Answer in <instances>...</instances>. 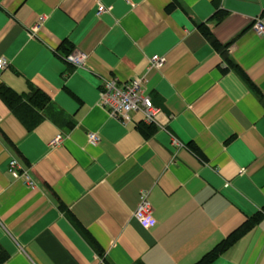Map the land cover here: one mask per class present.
Listing matches in <instances>:
<instances>
[{
	"label": "crops",
	"instance_id": "1",
	"mask_svg": "<svg viewBox=\"0 0 264 264\" xmlns=\"http://www.w3.org/2000/svg\"><path fill=\"white\" fill-rule=\"evenodd\" d=\"M257 20L264 0H0V86L47 97L30 130L0 97V264H194L261 211ZM141 75L158 125L99 105L102 78ZM12 158L35 188L7 171ZM141 191L150 228L133 216ZM209 264H264V215Z\"/></svg>",
	"mask_w": 264,
	"mask_h": 264
},
{
	"label": "built area",
	"instance_id": "2",
	"mask_svg": "<svg viewBox=\"0 0 264 264\" xmlns=\"http://www.w3.org/2000/svg\"><path fill=\"white\" fill-rule=\"evenodd\" d=\"M107 9L99 4L97 12H105ZM42 18H39L35 31ZM255 30L258 34L264 33V23L261 20L255 22ZM87 54L79 50H72L66 55V60L74 67H84ZM6 61L0 58V68L4 67ZM163 64V57L155 54L149 58V67L158 68ZM145 76H135L124 82H118L115 78H102L99 86V105L104 108L108 114L125 124L132 118V113L141 114L142 122L145 124L158 125V114L161 112L151 100V97L144 90ZM61 140V136L57 135L51 142L56 144ZM88 140L91 144H96L100 137L96 133H89ZM7 171L16 177H21L30 188H35V182L31 179L28 172L23 170L17 159H10ZM147 191H141L139 201L134 210L133 216L143 228L152 227L156 220L152 215V208L148 200Z\"/></svg>",
	"mask_w": 264,
	"mask_h": 264
},
{
	"label": "trees",
	"instance_id": "3",
	"mask_svg": "<svg viewBox=\"0 0 264 264\" xmlns=\"http://www.w3.org/2000/svg\"><path fill=\"white\" fill-rule=\"evenodd\" d=\"M200 29L210 42L216 47H222L215 38L208 32L205 26L200 25ZM0 97L8 104L12 113L30 130L42 118L40 110L46 105L47 97L36 88H30V92L25 95H16L6 86H0ZM262 100V99H261ZM263 101V100H262ZM264 103V101H263ZM142 126L150 128L147 125ZM264 215V206L253 216L248 217L240 226L235 228L230 234L217 243L210 251L205 253L194 264H209L214 261L221 253L227 250L239 237L257 224Z\"/></svg>",
	"mask_w": 264,
	"mask_h": 264
}]
</instances>
